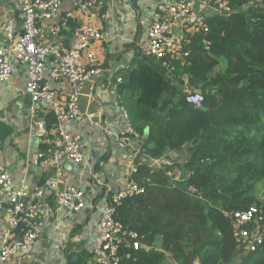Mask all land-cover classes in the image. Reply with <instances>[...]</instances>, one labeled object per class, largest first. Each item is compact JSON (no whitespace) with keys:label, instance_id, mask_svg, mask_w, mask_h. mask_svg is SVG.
<instances>
[{"label":"trees","instance_id":"1","mask_svg":"<svg viewBox=\"0 0 264 264\" xmlns=\"http://www.w3.org/2000/svg\"><path fill=\"white\" fill-rule=\"evenodd\" d=\"M245 3L232 0L231 6ZM251 13L255 25L249 28L245 12L210 16L209 49L200 44V35L192 38L184 73L189 86L204 95L200 109L187 101L189 93L177 83L182 77H167L152 58H136L123 74L119 91L141 139L134 179H152L142 194L118 208L121 220L150 247L124 250L123 264H231L237 259L224 211L264 203V0ZM47 119L51 130L56 119L51 113ZM184 144L189 158L183 168L192 172L186 181H174L168 175L172 167L153 170L146 161L167 157L171 146ZM188 184L203 198L189 194ZM91 257L87 251L71 252L67 264H88ZM237 264H264V241Z\"/></svg>","mask_w":264,"mask_h":264},{"label":"built area","instance_id":"2","mask_svg":"<svg viewBox=\"0 0 264 264\" xmlns=\"http://www.w3.org/2000/svg\"><path fill=\"white\" fill-rule=\"evenodd\" d=\"M231 1L155 0L150 25L135 45L143 57L158 62L167 77L187 76L184 67L192 38L200 35V44L206 49L211 46L208 37L210 16H226L235 11L252 15L251 12L263 4V0H246L245 4L233 8ZM18 12V16L0 19V84L10 80L14 62L24 68L27 78L25 93L33 108L43 103L54 115L59 143L50 152L33 155L34 165L47 164L55 171L42 185L32 189L25 179L15 183L10 170L0 165V264H8L31 249L41 237L52 209L68 208L79 213L87 206L85 191L68 182L60 167L62 161L79 165L85 159L82 134L66 129L64 123L82 120L81 96L87 82L100 72L95 50L104 40L106 22L105 0H20ZM63 38L70 44L65 45ZM56 84H66L65 95H60L53 87ZM187 101L200 109L204 95L200 90L190 92ZM120 118L123 128L113 136L114 143L120 149L134 150L137 133L128 110L123 106ZM31 128L39 138L50 133L45 118L33 119ZM139 152L140 146L131 156L133 161ZM177 166L166 156L151 158L153 170L172 167L168 175L174 181L188 180L192 172L182 164L177 178ZM136 172L135 163L122 187L104 198L88 264H123L124 250L150 249L141 241L133 225L122 221L118 215L122 202L142 194L152 181L146 178L144 183L138 182L134 179ZM186 191L203 198V193L193 184H188ZM224 214L232 224L237 243V259L231 264H237L264 241V203L246 210L224 211Z\"/></svg>","mask_w":264,"mask_h":264},{"label":"crops","instance_id":"3","mask_svg":"<svg viewBox=\"0 0 264 264\" xmlns=\"http://www.w3.org/2000/svg\"><path fill=\"white\" fill-rule=\"evenodd\" d=\"M19 3L20 0H0V19L18 16ZM154 9L155 0H105L104 40L95 50L100 72L83 89L82 120L64 123L66 129L82 134L85 159L79 165L67 161L60 164L68 182L85 191L87 206L79 213L68 208L52 209L41 237L29 251L19 254L8 264H67L68 253H90L94 247L103 200L122 187L136 163L131 156L138 147L120 149L113 136L123 128L120 109L121 106L126 108L119 85L123 74L132 68L133 60L145 58L135 41L149 27ZM63 42L70 44L68 39L63 38ZM26 84L24 68L14 62L10 80L0 84V165L10 170L15 183L25 179L32 189L42 185L55 171L47 164L34 165L33 155L52 151L59 139L56 123L46 137L34 135L32 120L45 118L48 121L50 111L43 103L32 107L25 93ZM53 87L60 95H65L66 84ZM136 137V144H139L141 139ZM146 161L151 165V158Z\"/></svg>","mask_w":264,"mask_h":264},{"label":"rangeland","instance_id":"4","mask_svg":"<svg viewBox=\"0 0 264 264\" xmlns=\"http://www.w3.org/2000/svg\"><path fill=\"white\" fill-rule=\"evenodd\" d=\"M223 67H224V64H222L221 67L218 68V71H220ZM177 83H179V86L182 87L188 93L193 92V91H197L196 88L189 86L187 76H183L181 78V81H177ZM177 122H178V119L174 118V121L172 122L173 126H176ZM136 140H137V137L134 138V143H133L134 148L140 146V142H139V144H136ZM170 148H171L172 152H171V155L168 156V158L173 159L178 164V166L175 167V170L177 171V175H178L177 178H179L181 171H182L181 165H182V163L184 164L189 158V154H188L189 145L184 144L181 147L176 148L175 150L172 149V146Z\"/></svg>","mask_w":264,"mask_h":264},{"label":"water","instance_id":"5","mask_svg":"<svg viewBox=\"0 0 264 264\" xmlns=\"http://www.w3.org/2000/svg\"><path fill=\"white\" fill-rule=\"evenodd\" d=\"M246 20H247V28L255 25L252 15H247Z\"/></svg>","mask_w":264,"mask_h":264}]
</instances>
